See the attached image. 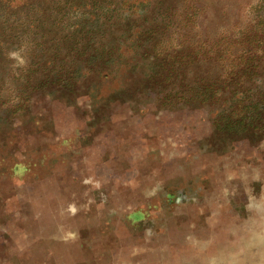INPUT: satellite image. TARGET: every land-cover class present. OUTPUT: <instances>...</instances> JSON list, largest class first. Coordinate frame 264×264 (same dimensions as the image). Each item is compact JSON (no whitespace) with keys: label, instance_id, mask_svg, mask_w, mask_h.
Instances as JSON below:
<instances>
[{"label":"rangeland","instance_id":"rangeland-1","mask_svg":"<svg viewBox=\"0 0 264 264\" xmlns=\"http://www.w3.org/2000/svg\"><path fill=\"white\" fill-rule=\"evenodd\" d=\"M0 264H264V0H0Z\"/></svg>","mask_w":264,"mask_h":264},{"label":"clouds","instance_id":"clouds-1","mask_svg":"<svg viewBox=\"0 0 264 264\" xmlns=\"http://www.w3.org/2000/svg\"><path fill=\"white\" fill-rule=\"evenodd\" d=\"M13 55L15 56L16 54H15V53H13Z\"/></svg>","mask_w":264,"mask_h":264}]
</instances>
